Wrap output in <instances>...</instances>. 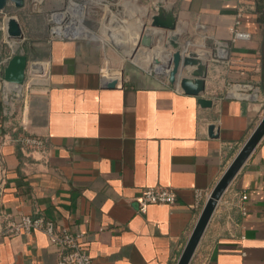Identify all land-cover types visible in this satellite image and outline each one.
<instances>
[{
    "label": "crops",
    "instance_id": "crops-1",
    "mask_svg": "<svg viewBox=\"0 0 264 264\" xmlns=\"http://www.w3.org/2000/svg\"><path fill=\"white\" fill-rule=\"evenodd\" d=\"M158 2L173 8L182 37L195 38L181 47L196 48L208 64L211 107L151 74L107 70L117 49L106 30L135 46ZM106 7L87 21L86 35L23 49L29 60L49 63L48 78L31 87L25 104L15 102L46 152L28 153L14 141L0 95V264L58 262L61 248L44 232L5 234L7 219L21 215L79 234L94 264H177L208 200L196 207V190L213 191L264 117V0ZM238 14L251 38L232 42ZM159 46L157 37L152 56ZM148 187L173 189L177 202L141 209L137 198ZM190 264H264V136L218 200Z\"/></svg>",
    "mask_w": 264,
    "mask_h": 264
},
{
    "label": "water",
    "instance_id": "water-1",
    "mask_svg": "<svg viewBox=\"0 0 264 264\" xmlns=\"http://www.w3.org/2000/svg\"><path fill=\"white\" fill-rule=\"evenodd\" d=\"M14 4L16 8L25 6V0H0V12H3L10 4ZM121 7H117V12L120 13ZM180 28L178 17L173 8L167 9L163 2H158L153 5L151 12L147 17V21L142 25V31L139 34L138 41L135 46L131 47L128 37L120 31L106 30L104 37L117 51L123 54L126 58L136 60L140 52L148 53L155 48L156 38L166 32L167 42L165 48H172L171 58L163 60L156 54L153 56V62L157 66L167 64V69L170 70L168 82L171 85L178 84L179 88L188 95L199 98V103L203 107H211L213 101L204 97L206 88V78L208 74V64L199 53L194 51L183 50L179 39L181 35L177 32ZM159 31L160 34L155 36L153 31ZM7 32L9 38L14 40H23L24 34L19 21L10 17L7 20ZM187 55H185V54ZM28 56L24 53H18L11 57L7 66L4 68L3 78L8 83L22 84L25 79V72L28 63ZM191 68V70H189ZM186 70L187 75L181 76V73ZM116 82L107 83V87H114ZM213 130V126L210 128ZM264 136V117L259 122L247 142L241 148L238 155L234 158L230 166L227 168L221 180L210 193L209 198L204 206V209L199 217V220L185 245V248L177 262V264H190L192 257L201 241L206 228L215 211L218 200L223 192L236 176L242 165L254 151Z\"/></svg>",
    "mask_w": 264,
    "mask_h": 264
},
{
    "label": "built area",
    "instance_id": "built-area-1",
    "mask_svg": "<svg viewBox=\"0 0 264 264\" xmlns=\"http://www.w3.org/2000/svg\"><path fill=\"white\" fill-rule=\"evenodd\" d=\"M10 6V5H9ZM8 6V7H9ZM74 9H77V13L72 16V20L69 24L62 27L63 19L57 21L58 16L55 18V26L51 28V33L58 39H70L72 37H79L86 35L87 33L81 32L79 27H83V20H85V6L74 5ZM13 16L3 14V18L0 21V95L3 102V116L9 119V123L12 125V131L15 132L14 141L21 146V148L28 152H46L47 146L43 138L30 134L28 132V124L25 121L24 116L19 118V113L16 111L15 102L25 104L29 97V91L31 87L38 83L45 81L49 75V63L40 60H28L27 68L25 72V79L22 84L8 83L3 78L4 68L7 66L11 57L18 53V48L21 44L20 40H14L9 38L7 32V20ZM241 15L238 14L231 29V41L236 42L238 40H249L251 34L241 29ZM71 31H66L68 27L72 26ZM75 28V30H73ZM74 32H78L75 34ZM74 33V34H73ZM23 42V41H22ZM223 47L222 44H219ZM219 53L223 56L226 55L224 48H218ZM168 82V80H167ZM210 194H207L201 190L195 192V206L202 205L204 199H208ZM246 199V196H243ZM137 202L141 209L146 208L149 204H167L173 205L177 202V194L173 189L163 187H148L137 198ZM5 234L9 236H16L22 233L30 234L34 231H42L49 238L53 245L61 248V255L57 264H94L93 259L84 246L82 238L79 234L73 233L68 229L59 230L56 224L52 220H48L40 216L21 215L17 219H7L4 228Z\"/></svg>",
    "mask_w": 264,
    "mask_h": 264
},
{
    "label": "rangeland",
    "instance_id": "rangeland-1",
    "mask_svg": "<svg viewBox=\"0 0 264 264\" xmlns=\"http://www.w3.org/2000/svg\"><path fill=\"white\" fill-rule=\"evenodd\" d=\"M117 2H119V0H25V6L22 8H16L14 4L11 3L10 6L7 7L3 12H0V17L3 16V14L8 13V15L13 16L19 21L23 30L24 39L20 40L21 44L19 45L20 47L18 50L23 51V49L26 47H37L45 40H59L51 33V28L56 25L54 23V17L59 15V21L64 18V21L61 24L62 27L68 25L69 21L73 19L72 16L78 11L77 9H74V5L81 7L85 6L87 8V11L85 10V20L82 22L83 25H87V21L90 20L89 22H92V20L95 18L98 19L99 17L103 16L106 9H109V7H106V5H113V8L116 11L115 6ZM81 29V32H88L82 26ZM167 36V33L161 35L159 46L160 50H158V52H160L158 55H160V58H162L164 61L167 60V56H169L170 53L168 52L170 47L165 48L164 46L167 42ZM194 39V37H188L185 39V37L181 36L179 42L182 45L184 41L195 43ZM170 49L171 51L173 50L172 48ZM188 51L199 53L196 48L192 47L190 49L188 48ZM140 54L144 55V59H142L143 61L137 63V60H131L129 58L125 60L123 55L117 51L111 57V59L107 61V70L112 72L117 71L118 73H120L122 69L125 71H136L139 73L142 72L144 74H151L152 76L159 77L166 81L168 80L167 72L161 73L156 70V67L158 66L154 64L153 56L150 54V52L149 54L140 52L138 55L142 56ZM170 58L171 55L169 56V59ZM147 62L150 63V66H147ZM122 63L123 65L121 66L120 64ZM162 69L166 70V68Z\"/></svg>",
    "mask_w": 264,
    "mask_h": 264
},
{
    "label": "bare ground",
    "instance_id": "bare-ground-1",
    "mask_svg": "<svg viewBox=\"0 0 264 264\" xmlns=\"http://www.w3.org/2000/svg\"><path fill=\"white\" fill-rule=\"evenodd\" d=\"M57 21H59V17H58ZM71 28H73V25L70 26V27H68L66 31H71V30H70ZM73 30H75V28H74ZM79 30L82 31L81 27H79ZM74 33L77 34L78 32H74ZM74 33H73V34H74ZM136 38H137V37H136ZM128 39H129V38H128ZM133 40H134V39H133ZM132 42H133V41H132ZM133 43H134V42H133ZM134 44H135V43H134ZM132 47H133V46H132ZM171 56H172V55H171ZM159 58H160V55H159ZM167 61H168V60H167ZM136 62L139 63L138 61H136ZM167 64H168V63H165L163 66H158V67H156V68H157L156 70H157L158 72L163 73V69H162V67H164V68H166V70H168V71H166V72H167L168 75H169L170 70L167 69ZM148 65L150 66V63L147 62V66H148ZM108 73H109V72H108ZM181 75H182V73H181Z\"/></svg>",
    "mask_w": 264,
    "mask_h": 264
},
{
    "label": "trees",
    "instance_id": "trees-1",
    "mask_svg": "<svg viewBox=\"0 0 264 264\" xmlns=\"http://www.w3.org/2000/svg\"><path fill=\"white\" fill-rule=\"evenodd\" d=\"M7 15H8V13H7ZM2 18H3V16L0 17V20H2Z\"/></svg>",
    "mask_w": 264,
    "mask_h": 264
}]
</instances>
